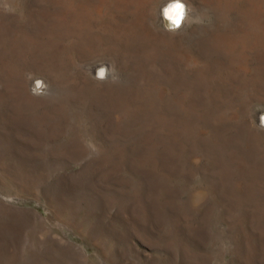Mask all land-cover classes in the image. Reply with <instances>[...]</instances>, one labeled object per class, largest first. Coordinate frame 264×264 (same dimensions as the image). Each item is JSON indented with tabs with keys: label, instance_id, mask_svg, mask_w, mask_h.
I'll return each instance as SVG.
<instances>
[{
	"label": "rangeland",
	"instance_id": "obj_1",
	"mask_svg": "<svg viewBox=\"0 0 264 264\" xmlns=\"http://www.w3.org/2000/svg\"><path fill=\"white\" fill-rule=\"evenodd\" d=\"M167 2L0 0V264H264V0Z\"/></svg>",
	"mask_w": 264,
	"mask_h": 264
},
{
	"label": "clouds",
	"instance_id": "obj_2",
	"mask_svg": "<svg viewBox=\"0 0 264 264\" xmlns=\"http://www.w3.org/2000/svg\"><path fill=\"white\" fill-rule=\"evenodd\" d=\"M194 9L186 4V0H168L163 6L160 15L162 16V27L170 33H177L193 23H202L199 16H193ZM111 76L113 81L118 79V73L115 67L101 66L96 72V78L105 80ZM31 78V76H29ZM48 85L41 79H36L32 87V92L41 95L46 92Z\"/></svg>",
	"mask_w": 264,
	"mask_h": 264
},
{
	"label": "bare ground",
	"instance_id": "obj_3",
	"mask_svg": "<svg viewBox=\"0 0 264 264\" xmlns=\"http://www.w3.org/2000/svg\"><path fill=\"white\" fill-rule=\"evenodd\" d=\"M103 1V0H102ZM111 2V1H110ZM134 3V2H133ZM104 5V4H103ZM133 5V4H132ZM105 6V5H104ZM103 6V7H104ZM125 7V6H124ZM100 8V7H99ZM118 8V7H117ZM124 9V8H123ZM107 11V10H106ZM88 12V11H87ZM100 12V11H99ZM128 13V12H127ZM94 14V13H93ZM73 16V15H72ZM133 16V15H132ZM140 17V16H139ZM95 18V17H94ZM102 19V18H101ZM261 20V19H260ZM90 21V20H89ZM88 21V22H89ZM101 21V20H100ZM141 21V20H140ZM129 24V23H128ZM134 24V23H133ZM255 24V23H254ZM142 25V24H141ZM136 27V26H135ZM83 28V27H82ZM126 29V28H125ZM142 30V29H141ZM138 31V30H137ZM92 32V31H91ZM100 36V35H99ZM118 36V35H117ZM135 37V36H134ZM93 39V38H92ZM87 45V44H86ZM259 69V68H258ZM258 79V78H257Z\"/></svg>",
	"mask_w": 264,
	"mask_h": 264
}]
</instances>
